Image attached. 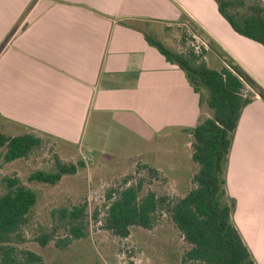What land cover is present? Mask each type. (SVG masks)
<instances>
[{
	"label": "crops",
	"instance_id": "1",
	"mask_svg": "<svg viewBox=\"0 0 264 264\" xmlns=\"http://www.w3.org/2000/svg\"><path fill=\"white\" fill-rule=\"evenodd\" d=\"M152 27L162 40L177 28L188 34L207 64L219 57L223 65L221 52L264 92V48L236 34L213 0H0V133L33 134L60 148L84 139L90 148L109 146L119 131L144 148L163 132L190 138L205 108L185 73L147 43L146 35H158ZM226 184L234 200L244 189L251 222L245 244L259 263L264 101L258 95L240 116Z\"/></svg>",
	"mask_w": 264,
	"mask_h": 264
},
{
	"label": "trees",
	"instance_id": "2",
	"mask_svg": "<svg viewBox=\"0 0 264 264\" xmlns=\"http://www.w3.org/2000/svg\"><path fill=\"white\" fill-rule=\"evenodd\" d=\"M220 16L239 36L264 48V2L262 0H213ZM167 62L177 65L186 75L189 84L199 94V105L208 116L200 115L197 124L189 129L191 161L195 173L191 188L185 196H170L154 190H143V180L129 186L110 190L106 195V210L102 228L112 237L126 239L133 228L155 232L168 222L181 241L179 264H257L236 228L232 214L235 200L227 192L226 172L234 135L242 111L255 98L252 89L256 84L233 61L225 62L220 69L207 67L205 51L190 50L178 53L160 42L145 36ZM250 91H249V89ZM264 101V93H256ZM40 138L33 134L7 136L0 133V151L4 163L26 159L41 146ZM52 172L36 171L28 181L54 186L63 176L74 175L82 162L66 164L55 157ZM148 184L159 180V171L148 165ZM38 202L36 192L23 185L16 177L0 180V264H42V258L30 251H20L16 244L23 227ZM87 206L61 209L58 220L61 227L36 238L41 247L53 240L57 229L66 230L67 236L57 240L55 246L64 249L71 239L88 235ZM97 214L93 218L96 220ZM171 243L170 245H172ZM173 247V246H172ZM176 249V247H174Z\"/></svg>",
	"mask_w": 264,
	"mask_h": 264
},
{
	"label": "rangeland",
	"instance_id": "3",
	"mask_svg": "<svg viewBox=\"0 0 264 264\" xmlns=\"http://www.w3.org/2000/svg\"><path fill=\"white\" fill-rule=\"evenodd\" d=\"M152 30L158 33L153 38L160 43L165 41L164 43L169 45L168 49L171 51L174 49L175 52L183 53L190 50L200 52L201 45L191 40L188 34L182 37L178 28L177 35L176 32H170L168 38L163 40L160 39L158 27H152ZM173 36H177L176 42L172 39ZM149 37L152 38L150 35ZM219 53L221 58L226 59L225 62L229 64L230 59ZM203 60L210 69L217 70L222 66L219 57H212L209 64H207L206 55ZM252 90L255 91V96L256 93L263 92L257 85ZM205 112L207 113L206 110ZM206 113L202 115L206 116ZM40 140L41 146L26 159L4 163L1 158L3 152L0 151V180L16 177L23 185L33 189L38 198L26 226L20 232L24 242L15 245L18 250L39 255L42 258V264H179L178 255L181 251L178 252V248L181 241L168 222H163L155 232L132 228L130 236L126 239L112 237L102 228V224L107 204L106 195L110 190H117L123 186V179L129 180L127 186L142 179L144 191L154 190L160 194L166 193L179 197L189 192L191 177L196 167L191 161V138L186 133L174 131L165 134L163 132L152 140L149 148L142 147V144L138 143V141L141 142L139 139L123 131H119L109 146L99 142L95 148L86 146L85 139L80 146L69 148H60L55 142L43 138ZM133 140L135 143L130 144L134 142ZM55 157L66 164L75 165L82 162L83 167H78L74 175L63 176L54 186L28 181L29 175L33 172H52L55 169ZM142 164L157 169L159 180H154L149 185L146 170L137 168ZM244 193L243 189L241 194L238 192L235 194L237 198H235L236 205L232 219L245 242L246 235L250 236L246 228H250L251 222L248 219L250 211L245 209ZM242 201L244 204H241ZM82 204L87 206L88 235L86 238L71 239L66 248L59 249L55 246V242L69 237L66 230L61 228L55 231L53 240L45 247H41L35 241L42 234L50 233L53 228L61 227L58 220V212L61 209L71 210L74 206ZM95 212L96 220L93 218ZM171 243L173 244L170 245ZM263 248L264 245L261 243L257 246L259 262L257 264H264Z\"/></svg>",
	"mask_w": 264,
	"mask_h": 264
}]
</instances>
